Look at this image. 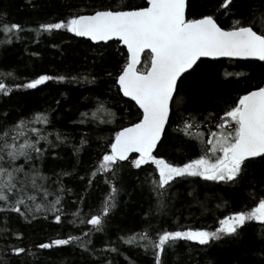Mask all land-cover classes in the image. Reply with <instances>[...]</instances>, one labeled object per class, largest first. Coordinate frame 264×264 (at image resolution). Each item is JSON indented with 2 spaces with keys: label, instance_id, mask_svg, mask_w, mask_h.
<instances>
[{
  "label": "snow or ice",
  "instance_id": "obj_1",
  "mask_svg": "<svg viewBox=\"0 0 264 264\" xmlns=\"http://www.w3.org/2000/svg\"><path fill=\"white\" fill-rule=\"evenodd\" d=\"M60 30L100 46L96 50L100 71L114 82L113 101L119 104L120 98H127L125 103L129 109H136V118L114 131L110 139L99 138L105 144L100 158L87 175L79 176L81 182L86 181L85 193L99 177L109 188L101 208L86 214L80 206L71 212L66 207V196L73 190L66 187L64 177L75 178V173L62 170L48 176L42 166L47 154L62 146L71 147L73 155L78 156L88 144V133L82 134L79 145H75L70 134L54 127L50 112L33 113L11 123L7 111L0 113V240L5 241V247L0 248V264H40L45 252L51 254L68 247L94 257L95 264H115L114 259L99 260L92 237L107 231V218L117 206L121 192L117 184L123 179L126 165L132 169L146 165L153 168L145 182L150 181L160 214H166L175 185L189 178L238 186L248 180L250 173L254 178L259 170V184L264 189V86L260 84L222 108V115L209 113L202 122L192 113L181 118L175 131L183 134L182 143H197L200 152L196 158L172 163L161 155L168 146L170 116L193 91H199L197 74L206 59L254 61L264 68V0H113L101 2L90 12L81 10L57 22L41 24L37 34ZM24 31L18 23L0 20V33L5 37L0 43L11 44L10 37L19 39L17 34ZM109 42H118L126 49L120 53L123 60L117 61L115 74L103 63L107 59L105 46L111 47ZM245 75L229 72L226 78L239 80ZM16 79L13 72H0V97L11 98L20 88L37 89L48 81L91 85L98 76L94 71H85L75 75L42 74L23 84L15 83ZM182 88L187 91L182 92ZM100 114L103 118H98ZM115 121L116 113L97 98L95 110L81 112L72 123L98 127ZM212 121H216V130L208 127L207 134L200 130L202 123L211 125ZM57 158L54 153L53 159ZM251 196L254 206L219 220L215 231L154 230L149 224L139 232L119 236L118 242L142 249L145 254L151 252L153 264H173L168 257L181 264L180 242L205 247L226 238L239 239L251 222L264 230V190H254ZM77 199L81 205L85 203V196ZM72 202L75 204L76 200ZM14 222L61 228L71 225L82 235L61 237L58 233L47 242L31 246L12 244L8 241L22 242L25 238L22 231L12 227ZM83 226L90 228L83 231ZM116 245L117 242L109 241L103 252L122 255ZM259 264H264V259Z\"/></svg>",
  "mask_w": 264,
  "mask_h": 264
},
{
  "label": "trees",
  "instance_id": "obj_2",
  "mask_svg": "<svg viewBox=\"0 0 264 264\" xmlns=\"http://www.w3.org/2000/svg\"><path fill=\"white\" fill-rule=\"evenodd\" d=\"M101 2L107 4L113 0H95V3L93 0H0V13L5 14L0 16V20L18 23L25 30L17 34L19 39L10 37L13 41L11 44L0 43V72H13L17 77L15 83L18 84L29 82L42 74L58 76L94 71L98 76L97 82L91 85L48 81L37 89L20 88L12 93L11 98L0 97V113H9V123L20 117L47 111L54 117V127L72 136V144L79 145L81 135L88 133V144L78 156L73 155L71 147L62 146L51 150L42 166L48 176L62 170L75 173V178L64 177L66 187L73 190V194L66 196V207L71 212L80 206L86 214L101 208L109 188L104 183V178L99 177L95 185L85 193L86 181L81 182L79 176L87 175L100 158L105 144L99 138L108 140L114 131L135 120L136 109L128 108L126 98H120L119 104L113 101L116 95L114 82L100 71L99 56L96 53L100 46L91 45L90 41L63 30L53 33L40 32L39 35L37 32L41 24L57 22L81 10L90 12ZM114 2L119 3L121 0ZM133 2L140 3V0ZM4 39V35L0 33V41ZM109 43L111 47L105 46L107 59L103 63L107 70L115 74L119 68L117 61L122 63L123 60L120 53L126 51L118 42ZM94 60L97 61L96 64H93ZM229 72H243L246 75L239 80L226 78V73ZM197 79L200 83L199 91H193L185 103L174 109L170 116L168 146L161 155L172 163L186 162L188 158H196L200 152L195 141L184 144L183 134L175 131L181 123V118L192 113L202 122L209 113L219 112L222 115L221 109L245 94L246 90H251L257 84H264V68L254 61L206 59L201 65ZM12 87H15V84H12ZM181 91L187 89L182 88ZM97 98L105 101L106 107L116 113L115 123L100 124L98 127L96 124L72 123L79 119L81 112L94 111ZM57 100L60 101L59 105L56 104ZM98 118H103V114ZM215 123L216 121H212L211 125L202 123L200 130L205 134L208 127L216 130ZM48 131H52V128H48ZM177 149L182 151L178 152ZM54 153H57L59 158L53 159ZM152 171L153 168L147 165L142 169L125 166L123 179L117 184L121 188L117 206L107 218V231L92 237L101 262L104 259H114L115 264H153L151 252L145 254L142 249L123 245L118 242V237L139 232L149 224L154 230L191 228L212 231L219 224V220L254 206L251 193L254 190L257 193L264 190L259 184V170L255 171L254 178L253 173H250L248 180L238 186L189 178L175 185L172 190L174 196L169 200L166 214H160L150 181L145 182ZM81 195L85 196L83 205L77 199ZM73 200H76L75 204ZM12 227L24 233L22 242L14 239L8 241L18 245L31 246L36 242H47L49 238L57 237L58 233L61 237L69 234L82 235L71 225L61 228L55 225L47 227L46 224L36 222L34 226L14 222ZM89 228L90 226H83V231H88ZM109 241L117 242L116 246L123 254L104 253L103 249ZM180 243L181 264H259V261L264 259V230L256 222L247 225L239 239L226 238L205 247ZM4 247L5 241L0 240V248ZM168 259L175 264L173 257ZM40 264H95V260L94 257L81 253L79 249L68 247L53 250L51 254L45 252Z\"/></svg>",
  "mask_w": 264,
  "mask_h": 264
},
{
  "label": "water",
  "instance_id": "obj_3",
  "mask_svg": "<svg viewBox=\"0 0 264 264\" xmlns=\"http://www.w3.org/2000/svg\"><path fill=\"white\" fill-rule=\"evenodd\" d=\"M119 46H121L120 44H119ZM122 47V46H121ZM125 51H126V49H125ZM219 59H228V58H219ZM208 60V59H207ZM262 86H264V84L262 85ZM127 99V98H126ZM132 103H134V102H132Z\"/></svg>",
  "mask_w": 264,
  "mask_h": 264
},
{
  "label": "rangeland",
  "instance_id": "obj_4",
  "mask_svg": "<svg viewBox=\"0 0 264 264\" xmlns=\"http://www.w3.org/2000/svg\"><path fill=\"white\" fill-rule=\"evenodd\" d=\"M219 226H220V225L218 224L216 228H218ZM216 228H215V229H216ZM215 229H214V230H212V231H215Z\"/></svg>",
  "mask_w": 264,
  "mask_h": 264
}]
</instances>
